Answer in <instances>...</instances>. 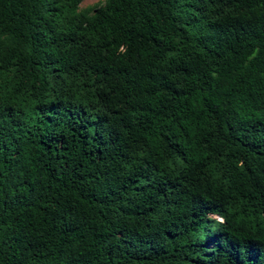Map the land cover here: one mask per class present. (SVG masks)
<instances>
[{
  "label": "trees",
  "instance_id": "16d2710c",
  "mask_svg": "<svg viewBox=\"0 0 264 264\" xmlns=\"http://www.w3.org/2000/svg\"><path fill=\"white\" fill-rule=\"evenodd\" d=\"M0 0V264H264V0Z\"/></svg>",
  "mask_w": 264,
  "mask_h": 264
},
{
  "label": "rangeland",
  "instance_id": "374dc122",
  "mask_svg": "<svg viewBox=\"0 0 264 264\" xmlns=\"http://www.w3.org/2000/svg\"><path fill=\"white\" fill-rule=\"evenodd\" d=\"M101 3H103V0H84L80 5V9L81 10L92 9Z\"/></svg>",
  "mask_w": 264,
  "mask_h": 264
}]
</instances>
